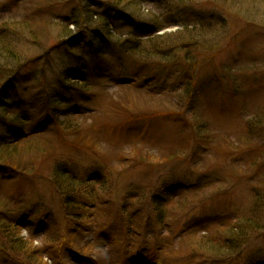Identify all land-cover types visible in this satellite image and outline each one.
I'll return each instance as SVG.
<instances>
[{
    "label": "rangeland",
    "instance_id": "obj_1",
    "mask_svg": "<svg viewBox=\"0 0 264 264\" xmlns=\"http://www.w3.org/2000/svg\"><path fill=\"white\" fill-rule=\"evenodd\" d=\"M107 2L111 1L0 0L1 39L14 44L22 63L32 61L24 66L20 89L9 92L14 112L32 117V124H45L49 117L44 106L53 99L61 102L53 113L60 116H56L59 126L31 135L25 143L29 149L39 150L36 157L30 155L34 167L28 176L0 170V228L8 224L7 220L28 219L20 236L26 240L35 233L34 248L48 251H42L35 259L27 258L26 263L71 264L79 258L63 250L66 244L69 247L70 239H65L64 245L56 234L76 222L65 223L62 200L51 182L60 168L84 180H97L88 185L93 189L88 187L87 194L94 187L108 188L116 192L114 199L124 200L130 189L151 192L155 186H167V200L171 202L178 196L176 186L188 189L196 208L191 221L206 222L204 229L257 209L264 217V38L225 47L241 23L236 17L224 23L214 17L215 28L204 35L209 57L197 58L195 65L179 64L176 69H168L175 76L169 80L165 77L167 71H157L154 81L147 83L146 78L154 73L150 65L144 66L147 61L143 57L110 53L100 65L82 73L84 81L72 87L74 93L41 88L40 74L56 84L63 61L68 60L65 50L53 49L62 42L67 27L77 31L69 23L74 21L79 27L94 31L99 30L97 15L117 18L113 13L116 5L109 6ZM125 2H130L132 8L123 10V20L117 22L113 34L122 40L143 35L135 31L139 28L135 26L137 18L158 21L160 26L172 25L157 33L168 35L163 37L171 42L175 33L198 25V19L191 14H178L174 0ZM136 6L141 12L136 11ZM213 10L214 6L203 7L200 12L210 14ZM213 33L214 40H208ZM86 38L90 40L89 36ZM40 56L43 59L38 60ZM189 71L195 72L199 88L191 98L178 100L170 91L185 84ZM131 78L136 82L124 84ZM38 93L43 104L33 101ZM68 112L73 115L66 118L64 114ZM35 128L32 125L29 132ZM0 136L10 138L1 125ZM199 174H205L204 180L196 185ZM101 182L105 186L96 187ZM101 200L110 204L108 197ZM142 206L135 217L136 227V221H148V206L144 202ZM45 214H49L51 222L47 231L42 225L31 224L42 220ZM115 218V209L107 205L95 223L103 231ZM207 234L208 230L202 235ZM118 235L112 233L111 237L119 238ZM258 237L237 264H264V233ZM119 244L125 248L124 242ZM114 247L97 239L85 246V258L95 264H113L119 261L113 255ZM130 253L128 256L135 252ZM109 256L113 258L111 263ZM0 264H4L1 254Z\"/></svg>",
    "mask_w": 264,
    "mask_h": 264
},
{
    "label": "trees",
    "instance_id": "obj_2",
    "mask_svg": "<svg viewBox=\"0 0 264 264\" xmlns=\"http://www.w3.org/2000/svg\"><path fill=\"white\" fill-rule=\"evenodd\" d=\"M107 1L116 5L113 13L117 14V18L108 19L106 14L97 15L99 30L94 31H88L85 27L81 28L74 21L69 23L76 27L77 31L67 27L68 30L62 37V42L54 48V50H65L68 60L63 61L62 70L57 74L56 84L51 83L44 73L40 74L41 88H46V90L49 88L58 93L61 91L74 93L75 89L72 87H76L84 81L81 76L82 73L87 72L91 67L100 65L101 60L110 53L116 55L128 53L131 55L132 53L134 56L143 57L147 61L144 62V66L149 67L150 65L153 73L157 71L166 72L173 67L176 69L179 64L189 65L193 63L195 65L197 58L206 59L210 55V51L206 53L209 46L204 35L205 33L209 35L208 32H212V28H215L212 25L214 17L221 23L226 22L230 17H236L241 23L240 29L225 47L238 43L245 44L250 39L258 41L264 38V0H174L175 10L178 11L179 15L191 14L198 19V25L194 28L187 26L172 35L175 38L174 42H171L167 37L156 36L158 31L172 25L160 26V22H154L146 17L144 18L146 20H142L143 18L136 19L135 26L138 25L139 28L135 31L142 32V36L138 38L133 36L126 40L115 37L113 35L114 30L118 28L117 22L123 20V10H126L127 7L132 8V4L125 2V0ZM110 3L107 2L109 6H111ZM210 6H214L215 13L214 10L210 14L200 12L203 7L210 8ZM136 11L141 12L137 6ZM88 36L90 40L86 38ZM214 36L215 33L208 40H214ZM14 48L13 43H8L0 37V111L2 112L0 125L15 138L9 142L6 139L0 142V170L5 169L19 174H27L30 172V168L34 167L30 155L36 157L39 150L29 149L31 147L25 144L26 139L28 140L31 135L43 133L44 126L40 121L32 124V117L18 115L13 111L15 104L9 96V92H16L20 89V78L26 69L24 66L26 63H32V61L22 63L16 56ZM210 48L212 49L213 46ZM85 50H88L87 54ZM41 59L43 56L38 58V60ZM170 70L165 76L167 80L175 77L170 73ZM154 75L155 73L152 74L151 72L146 78V82L154 81ZM186 75L185 84L170 91V94L178 100L184 97L191 98L195 90L199 88L194 78L195 72L189 71ZM215 79L213 78V80ZM132 80L131 78L124 84L132 83ZM85 81L87 82V80ZM39 99L41 97L38 93L33 101L43 104ZM60 103V100L53 99L51 104L44 106L49 117L45 121H52V118L56 116L60 117L53 114L56 111L54 109H58ZM71 114L68 112L64 116L69 117ZM57 117L54 122H58ZM30 125H36L32 134L29 132ZM28 160L31 163H28ZM204 175L199 174L198 180L195 181L196 185L203 182ZM95 181L97 180L88 181L78 178L65 168H61L52 177V183L59 192L58 194L63 196L65 223L67 224L69 220L76 221L73 226L67 227L66 225L65 228H67H64L62 233H56L64 245L65 239H70L69 247L67 248L66 244L63 250L79 256L71 264H95L93 261L89 262V258H85L87 250L84 248L103 236L111 241L110 246H115L113 255L119 257V261L116 262H112L111 256L107 258L113 264H134L141 261L146 264H237L243 259L253 243L259 239L258 236L264 233V217L261 216L258 209L219 222L214 228H211L209 224L208 228L204 229L202 225L206 222L191 221L196 208L188 189L183 190L176 186L179 195L171 202L167 200V193L169 192L167 186L160 188L155 186L151 192L143 190L140 194H136V192L127 193L125 199L121 200L122 198L114 199L113 192L114 194L116 192H111L108 188H99L98 190L94 187V190H90L91 193L87 194L88 187L93 189L92 186L88 185L95 183ZM104 184L101 182L95 185L96 187H103ZM103 197H108L110 204L103 203L101 200ZM142 202L148 206V221L147 219L143 223L141 220L140 222L136 221V227L135 217L138 216L139 210L143 207ZM107 205L115 209L116 218L108 229L102 231L104 228L99 227L98 224L96 226L95 220L99 212L105 209ZM34 218L33 216L30 219L31 222ZM45 220L46 216L42 218L41 223L44 224ZM27 221H14L13 223L8 221L6 222L8 224L0 228V254L4 259V264H31L25 262L27 258L32 260L41 254L42 251L34 248L32 237L25 240L20 236L23 227L25 228L27 225ZM32 223L36 225V220ZM106 223L108 222L106 221ZM106 223L103 226H106ZM206 230H208V234L202 235L203 231ZM103 232L111 235L112 233L119 234L117 236L119 238H111ZM88 240L90 241L88 242ZM121 241L125 244L124 249L120 247ZM44 252L48 251L44 249L43 254ZM129 252L135 253L128 256ZM42 256L44 258V255ZM19 257L23 259L20 261L18 260ZM108 263L109 261H107Z\"/></svg>",
    "mask_w": 264,
    "mask_h": 264
}]
</instances>
